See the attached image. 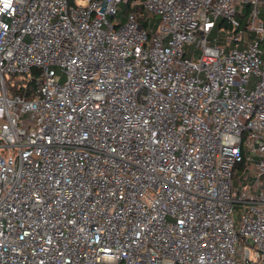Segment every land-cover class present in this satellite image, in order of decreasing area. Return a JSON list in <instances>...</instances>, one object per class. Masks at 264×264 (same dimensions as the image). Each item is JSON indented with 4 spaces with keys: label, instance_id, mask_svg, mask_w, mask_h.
Segmentation results:
<instances>
[{
    "label": "built area",
    "instance_id": "1",
    "mask_svg": "<svg viewBox=\"0 0 264 264\" xmlns=\"http://www.w3.org/2000/svg\"><path fill=\"white\" fill-rule=\"evenodd\" d=\"M261 1L0 0V264H264Z\"/></svg>",
    "mask_w": 264,
    "mask_h": 264
},
{
    "label": "rangeland",
    "instance_id": "2",
    "mask_svg": "<svg viewBox=\"0 0 264 264\" xmlns=\"http://www.w3.org/2000/svg\"><path fill=\"white\" fill-rule=\"evenodd\" d=\"M80 3H81V1H80ZM259 8H260V14H259L260 18L264 21V0L260 2ZM260 47H261V50L263 51L262 58L264 60V41L261 43ZM233 216H234V219L236 220V222H238L237 221L238 220V215L234 214Z\"/></svg>",
    "mask_w": 264,
    "mask_h": 264
}]
</instances>
